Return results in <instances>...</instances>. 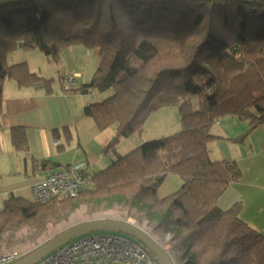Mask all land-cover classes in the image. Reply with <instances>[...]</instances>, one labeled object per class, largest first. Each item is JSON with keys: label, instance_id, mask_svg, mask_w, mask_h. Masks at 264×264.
<instances>
[{"label": "trees", "instance_id": "trees-1", "mask_svg": "<svg viewBox=\"0 0 264 264\" xmlns=\"http://www.w3.org/2000/svg\"><path fill=\"white\" fill-rule=\"evenodd\" d=\"M80 43L97 48L100 61L91 82L74 90L109 93L85 113L100 129L115 127L104 149L115 157L92 175L83 170L90 186L76 197L42 204L12 195L0 210V233L40 227L50 214L95 203L135 211L154 233L171 236L185 264H264V233L240 217L241 202L227 210L217 205L242 169L236 160H212L208 150L221 116L248 120L242 137L264 124V2L0 0V128L8 78L49 91L53 84L25 61L10 65L7 53L39 48L60 62L65 48ZM169 105L179 107L180 131L116 153L121 138ZM12 143L29 150L24 127L13 129ZM170 173L183 185L161 197L158 188Z\"/></svg>", "mask_w": 264, "mask_h": 264}, {"label": "crops", "instance_id": "crops-1", "mask_svg": "<svg viewBox=\"0 0 264 264\" xmlns=\"http://www.w3.org/2000/svg\"><path fill=\"white\" fill-rule=\"evenodd\" d=\"M96 50L98 51L97 48ZM24 59L32 70L30 59ZM32 71L39 74L36 70ZM80 74L77 71L73 76ZM40 76L50 79L46 74L41 73ZM51 79L53 84L50 91L45 86L20 85L14 78H8L4 83V107L0 128V210L3 209L5 200L12 195L33 201L34 185L52 172L77 167L92 175L107 168L115 157L114 152L104 151L116 133L115 127L100 129L94 119L85 113V107L97 101L92 96L99 95H96L94 90L87 93L74 90L90 81L85 80L79 84L76 78H71V81L67 80L71 85L67 86L66 83H56L55 78ZM178 109L177 105H173L167 110L177 116ZM162 110L160 107L154 111L149 119L158 120L157 116ZM171 121L172 119L163 118L162 126L171 128ZM181 126L180 121L179 128L174 124L177 129L175 131H180ZM16 127L26 129L29 142V150L26 152L17 150L12 143V131ZM248 128L249 121L236 114L222 116L212 126L211 132L216 137L208 142V150L212 160H236L242 169V177L228 186L217 202L218 207L227 210L241 202L240 217L264 233V124L258 125L247 136L242 137ZM170 133L173 132H167V135ZM58 139L60 144L56 145L55 141ZM122 140L123 138L115 146L116 153L120 155L125 154L118 150ZM35 160L38 163L51 160L53 165L45 168L40 164L36 165ZM182 185V178L170 173L159 186L158 194L165 197L178 191ZM89 186L90 183L86 181L85 187ZM61 214L55 219V223L59 225L63 222V227L47 238L45 229L44 232L43 229H38V236L35 237L32 231L34 227L30 226L2 232L0 236L10 238V235H14L17 239V235L26 234L27 238L32 237L34 246L26 251L28 253L66 228L95 219L86 218L71 222L73 212ZM0 247L5 251L13 250L12 246Z\"/></svg>", "mask_w": 264, "mask_h": 264}, {"label": "rangeland", "instance_id": "rangeland-1", "mask_svg": "<svg viewBox=\"0 0 264 264\" xmlns=\"http://www.w3.org/2000/svg\"><path fill=\"white\" fill-rule=\"evenodd\" d=\"M98 55L99 54L96 48L87 47L84 44L80 43V44L69 45L67 48H65L64 51L62 52V59L60 62H52V59H50V57L46 55L44 52H42L39 48H33L30 50H24L22 48H17L7 53V60L9 64L11 65L17 62L24 61L25 60L24 58H28L30 59V62H31V69L36 70L39 73V75H41V73L46 74V76H48L50 79L55 78L56 83L62 82V83H66L67 86H70L71 83L67 82V80L69 79V81H71L72 80L71 78H76L79 84H81L80 82L85 81V80H89L91 82L92 77L95 73V70L97 69L98 64H99L100 57ZM77 71L81 73L80 76L78 75L73 76L74 73ZM57 87H58V84H57ZM94 91L96 95H99V96H95L94 94L92 96V98L95 101L97 100L96 102H100L101 100H103V98H105L109 94V93H102L97 90H94ZM170 106H173V105L162 107L163 110L160 112V115L157 116L158 120L155 118L148 119L146 123L144 124V126L142 127V130L141 129L137 130L134 133L130 134L129 136L123 137V140L121 144L119 145L118 150L122 153L127 154L130 151H132L135 147L140 145L141 142L167 136V132L174 133L176 132L175 130H177L174 127V124L178 126L177 128H179V121L181 122V125H182L181 128H183V123L181 121L179 109H178V115L173 116V112L171 110H167ZM163 118L172 119L171 123L173 126H171V128H164L161 123ZM220 118H222V116ZM64 198H67V197H64ZM64 198H60V199H64ZM80 207H81L80 209L79 208L76 209V212L70 211L71 214L73 212L72 214L73 217H72L71 222L78 220V219L80 220V219H86V218H104L106 216H115L117 217V219H125L127 221H130L144 228L152 236H154L169 251V253L171 254L176 264H185L184 257L182 256L181 251H175L172 248L170 244L171 236L159 235V234L154 233L151 227H149L148 221L145 219L139 220L134 210H133L134 212H130L127 210L107 209L104 207L103 204H95V203H90V204L84 203L80 205ZM65 212L64 211L59 212L55 215L50 214L49 216L45 217L43 221L40 223V227L33 228L32 230L34 232L33 235L35 237L38 236L37 235L38 229H43L42 232L46 230V233H45L46 238L56 233L58 229L61 226L63 227L64 225L63 222H61L62 224H59V225L58 223L57 224L55 223L57 222L56 221L57 217L59 216V214L61 213L64 214ZM76 217L78 218L76 219ZM113 233H116V232L96 231L93 233H89L87 235H92V234L108 235V234H113ZM25 235L26 234H22L20 236L17 235L18 237L17 239L14 238V235H10V238H5L6 236L5 237L0 236V246L2 245H6L9 247L12 246V249H13V250H7V251L0 249V253H5L8 251H18L19 253H21V255L27 253L26 252L27 250H29L30 248H33L34 245L32 243L34 242V239L32 237H29V235H28L29 238H27ZM84 236H81V237H84ZM130 238L133 239L132 237ZM77 239H74V240H77ZM109 264H112V263H109Z\"/></svg>", "mask_w": 264, "mask_h": 264}, {"label": "built area", "instance_id": "built-area-1", "mask_svg": "<svg viewBox=\"0 0 264 264\" xmlns=\"http://www.w3.org/2000/svg\"><path fill=\"white\" fill-rule=\"evenodd\" d=\"M56 145L60 140L55 141ZM83 169L52 172L33 187V201L48 203L64 197H76L84 186ZM18 251L0 253V264L20 258ZM156 264L152 253L140 242L121 234L86 235L72 240L45 256L36 264Z\"/></svg>", "mask_w": 264, "mask_h": 264}, {"label": "water", "instance_id": "water-1", "mask_svg": "<svg viewBox=\"0 0 264 264\" xmlns=\"http://www.w3.org/2000/svg\"><path fill=\"white\" fill-rule=\"evenodd\" d=\"M96 231H112L132 237L149 250L160 264H176L169 251L144 228L127 220L110 217L95 218L70 226L11 264H36L59 246Z\"/></svg>", "mask_w": 264, "mask_h": 264}, {"label": "bare ground", "instance_id": "bare-ground-1", "mask_svg": "<svg viewBox=\"0 0 264 264\" xmlns=\"http://www.w3.org/2000/svg\"><path fill=\"white\" fill-rule=\"evenodd\" d=\"M20 257H22V255H21ZM18 259H19V258H18Z\"/></svg>", "mask_w": 264, "mask_h": 264}]
</instances>
